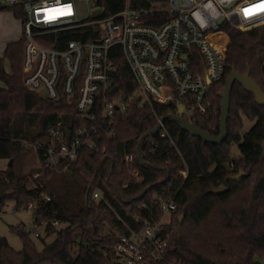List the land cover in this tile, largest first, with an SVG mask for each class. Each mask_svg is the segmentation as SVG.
<instances>
[{
	"label": "trees",
	"instance_id": "1",
	"mask_svg": "<svg viewBox=\"0 0 264 264\" xmlns=\"http://www.w3.org/2000/svg\"><path fill=\"white\" fill-rule=\"evenodd\" d=\"M95 2L107 15L126 3L132 9H146L142 17L154 26L170 18L166 0ZM219 27L229 38L223 76L210 84L204 113L182 114L214 136L220 131L219 92L231 68L249 71L264 91V24L240 30L223 21ZM79 29L88 31L92 26L48 33L40 42L63 48L70 38L88 40L87 32ZM23 45L21 37L9 41L0 56V159L7 160L0 168V213L8 202L15 211L34 202L36 222L44 223L45 231L55 237L45 241L38 235L37 248L27 241L23 226H10L23 248L15 250L0 236V264H116L114 244L119 235L139 228L145 219L160 217L159 198L167 196L174 197L177 208L166 223L168 254L155 264H264V105H258L251 93L233 83L227 136L219 144L181 129L168 116L176 112L173 104H132L126 113H116L106 129L100 128L103 151L81 148L66 171H57L38 156V165L25 171L22 160L31 149L23 140L45 144L58 120L72 129L85 120L63 97L53 101L24 86ZM112 50L118 54V45ZM113 59L111 92L128 94L134 89L131 73L120 54ZM193 61H199L198 55ZM161 117L165 134L140 139ZM243 117L253 122L245 132ZM110 130L115 137L108 135ZM232 144L236 155L231 154ZM127 153L133 157L130 162L125 161ZM133 169L143 177L141 182H135ZM182 169L185 177L178 174ZM240 171L239 179L230 178ZM220 186L223 191L211 192ZM95 191L100 194L97 199ZM54 220L64 226L53 225Z\"/></svg>",
	"mask_w": 264,
	"mask_h": 264
},
{
	"label": "built area",
	"instance_id": "2",
	"mask_svg": "<svg viewBox=\"0 0 264 264\" xmlns=\"http://www.w3.org/2000/svg\"><path fill=\"white\" fill-rule=\"evenodd\" d=\"M78 2L87 9L82 19L77 17ZM164 9L170 18L154 26L142 17L146 9H132L127 3L107 15L95 0H0V10L11 11L20 21L24 86L53 101L63 97L78 118L85 120L73 129L58 120L50 127L45 144L23 140L36 158L42 157L57 171H66L81 148L103 151L100 128L106 129L116 113H126L132 104H182L183 113H204L209 106V86L224 73L228 34L219 27L221 22L240 30L264 24V0H166ZM88 25L92 29H79L87 32L88 40L70 38L63 48L40 42L48 33ZM116 45L118 54L112 50ZM119 54L128 66L134 89L113 95V57ZM194 55L199 61L192 62ZM162 127L157 132L161 136L165 134ZM108 135L115 137V131ZM151 144L156 147L153 141ZM124 158L126 162L133 159L128 153ZM131 174L135 182L143 180L136 169ZM178 174L185 177L186 170ZM99 195L95 191L93 198ZM159 202L160 217L145 219L139 228L119 235L114 244L116 264L165 260L170 246L166 223L177 204L173 196L160 197ZM27 208L33 212L36 204L30 202ZM31 221L37 237V228L44 223L38 225L34 215Z\"/></svg>",
	"mask_w": 264,
	"mask_h": 264
},
{
	"label": "water",
	"instance_id": "3",
	"mask_svg": "<svg viewBox=\"0 0 264 264\" xmlns=\"http://www.w3.org/2000/svg\"><path fill=\"white\" fill-rule=\"evenodd\" d=\"M94 12H97L95 10ZM239 83L243 89L249 93H251L254 97L255 102L258 105H264V91L260 88L259 84L255 79H253L249 75V71L245 73H241L237 71L234 67L231 68L229 71L222 90L219 92V96L221 97L220 103V117H219V134L214 136L209 134L207 131L200 129L194 121H189L183 117V106L179 104L177 106V111L175 113H171L168 116L175 119L180 126L181 129L187 131L191 136H197L198 138L202 139L203 141L219 144L221 143L227 136V118L229 114V107H230V91L234 82ZM164 117H161L153 128L147 130L144 134L141 135L140 139L145 138L148 135L157 133L160 128L161 124L163 123ZM137 154L140 156V150L137 145L136 147ZM143 163V161H142ZM242 172L235 173L230 178L237 180L242 176ZM224 190L223 186L216 187L211 189L212 193H218ZM178 231V228H176Z\"/></svg>",
	"mask_w": 264,
	"mask_h": 264
},
{
	"label": "rangeland",
	"instance_id": "4",
	"mask_svg": "<svg viewBox=\"0 0 264 264\" xmlns=\"http://www.w3.org/2000/svg\"><path fill=\"white\" fill-rule=\"evenodd\" d=\"M4 12L6 14V17H11L10 13L11 11L5 10ZM10 12V13H9ZM86 6L82 2L77 3V17L78 18H84L86 16ZM12 14V13H11ZM13 15V14H12ZM15 16V15H13ZM17 18V17H16ZM18 19V18H17ZM5 22L7 23L8 20L6 18ZM19 22H16L17 32L15 33V37H20L21 34V27H19ZM229 41V38H228ZM228 44V43H227ZM227 48V47H226ZM3 50V44L0 45V52L2 55ZM0 55V56H1ZM4 67L7 71H9V63L5 59L4 60ZM2 85V82L0 81V86ZM243 119V127L242 132H245L252 126V121H249L245 117ZM231 154L236 155V146L234 144L231 145ZM5 163H7V160L0 159V168H3L5 166ZM38 165V161L36 159V156L34 152L28 151L26 152L23 160H22V167L26 171L31 167H35ZM32 210L31 208L22 209L20 211H15L12 209V204L10 202L6 203V205L3 208V211L0 213V236H3L6 238L8 244L13 247L15 250H21L23 248V241L19 238V236L13 232L10 228V226H15L20 224V227H24V230L27 232V241L29 244H35L37 248L40 247L38 239L33 235L31 229H32ZM57 227L64 226V223L56 224ZM176 228H178L179 231V225H176ZM37 231L39 233V236L44 238L45 241H50L55 237V233H47L43 226H39L37 228Z\"/></svg>",
	"mask_w": 264,
	"mask_h": 264
},
{
	"label": "crops",
	"instance_id": "5",
	"mask_svg": "<svg viewBox=\"0 0 264 264\" xmlns=\"http://www.w3.org/2000/svg\"><path fill=\"white\" fill-rule=\"evenodd\" d=\"M6 12L5 10H0V45L3 44V49L4 46L6 45L7 42L16 40L19 37H15V33L17 32V27H16V22H19V19H17L15 16H13L10 12L11 17H6ZM8 20L6 23L5 20ZM19 27L20 24H19ZM21 30V29H20ZM3 53V50H2ZM1 55V52H0Z\"/></svg>",
	"mask_w": 264,
	"mask_h": 264
}]
</instances>
